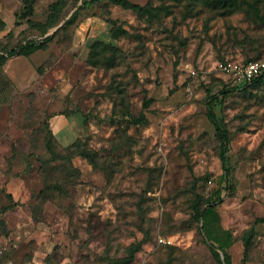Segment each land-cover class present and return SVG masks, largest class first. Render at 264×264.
I'll return each instance as SVG.
<instances>
[{"label": "rangeland", "instance_id": "obj_1", "mask_svg": "<svg viewBox=\"0 0 264 264\" xmlns=\"http://www.w3.org/2000/svg\"><path fill=\"white\" fill-rule=\"evenodd\" d=\"M129 1L0 0V264H264V0Z\"/></svg>", "mask_w": 264, "mask_h": 264}, {"label": "trees", "instance_id": "obj_2", "mask_svg": "<svg viewBox=\"0 0 264 264\" xmlns=\"http://www.w3.org/2000/svg\"><path fill=\"white\" fill-rule=\"evenodd\" d=\"M113 1L118 3V4H121L125 8H131V9H134L137 11L142 9V7L139 4L132 3L129 0H113ZM71 19H72L71 21H74L75 16ZM52 38H53L52 36H47L42 41H34V40L26 41L25 43H22L18 47L11 48L7 52V55L5 57H11V56H15V55H29L38 49L44 48L46 46L47 42L52 40ZM257 59H261V58H248V59H244L243 61L247 62L249 60H257ZM263 77H264V74L257 77L256 79H254L250 83L243 84L242 89L247 88L248 86L254 84L255 82H257L259 80H261ZM210 119L215 124L217 132L219 134V137L221 138V141H222L221 156L224 157V152H225L224 147L228 142L227 136L222 133L218 122L215 120V118L212 114H210ZM80 153L83 154L84 156L88 155L85 150H80ZM229 177H230V171L226 170V172L223 176V180L225 182H228ZM221 192H222L221 189H217L214 192L215 195L211 196L210 198L207 199V205L201 211V213H199V217L202 220V229H203L206 237L209 240H211L212 242H214L218 248L226 251L233 244L234 237H233L230 229L225 228L221 222V215H220V212L218 210V201L216 200L217 197H218V199H220ZM257 221L264 222V217L258 218ZM245 246H247V244H245ZM138 247H139V245H137L135 247L133 246V248L130 251L129 257L134 256V254L136 252V248H138Z\"/></svg>", "mask_w": 264, "mask_h": 264}, {"label": "built area", "instance_id": "obj_3", "mask_svg": "<svg viewBox=\"0 0 264 264\" xmlns=\"http://www.w3.org/2000/svg\"><path fill=\"white\" fill-rule=\"evenodd\" d=\"M218 70L232 78L235 83H250L264 74V59L249 60L247 62L235 59H224L217 63ZM158 241L163 244H172L173 240L167 236H160ZM3 249L0 246V258Z\"/></svg>", "mask_w": 264, "mask_h": 264}, {"label": "crops", "instance_id": "obj_4", "mask_svg": "<svg viewBox=\"0 0 264 264\" xmlns=\"http://www.w3.org/2000/svg\"><path fill=\"white\" fill-rule=\"evenodd\" d=\"M226 228V227H225Z\"/></svg>", "mask_w": 264, "mask_h": 264}]
</instances>
